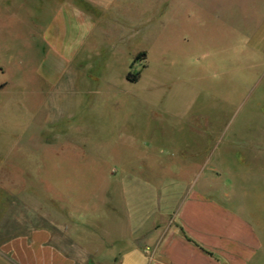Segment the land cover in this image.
<instances>
[{
  "label": "rangeland",
  "instance_id": "obj_1",
  "mask_svg": "<svg viewBox=\"0 0 264 264\" xmlns=\"http://www.w3.org/2000/svg\"><path fill=\"white\" fill-rule=\"evenodd\" d=\"M258 1L0 0V264L34 229L108 261L117 215L165 198L145 229L167 224L192 187L264 243ZM48 32L63 70L34 83Z\"/></svg>",
  "mask_w": 264,
  "mask_h": 264
},
{
  "label": "crops",
  "instance_id": "obj_2",
  "mask_svg": "<svg viewBox=\"0 0 264 264\" xmlns=\"http://www.w3.org/2000/svg\"><path fill=\"white\" fill-rule=\"evenodd\" d=\"M258 3L264 7V0ZM253 39L264 42V24ZM45 43L41 63L31 77L34 83L56 82L63 70L56 55L49 59V32ZM67 55L69 59L74 57L69 48ZM80 75L78 72L76 79L85 84L86 79ZM127 196L132 200L131 193ZM164 199L160 198L163 203L160 206L156 203L157 209H151L149 203L154 201L147 198L146 210H126L122 216L117 215L125 225L109 241L108 247L116 251L109 255L108 261L95 260L97 257L92 261L86 252L72 253L46 229H34L4 243L3 248L23 264H256L264 248L257 231L243 215L200 188L188 189L170 222L145 229L152 213L157 212L160 217L170 211L174 200Z\"/></svg>",
  "mask_w": 264,
  "mask_h": 264
},
{
  "label": "trees",
  "instance_id": "obj_3",
  "mask_svg": "<svg viewBox=\"0 0 264 264\" xmlns=\"http://www.w3.org/2000/svg\"><path fill=\"white\" fill-rule=\"evenodd\" d=\"M142 56H145V54H142ZM136 59H138V58H136ZM127 80L130 82L136 83L138 81V74H136V75L128 74Z\"/></svg>",
  "mask_w": 264,
  "mask_h": 264
}]
</instances>
